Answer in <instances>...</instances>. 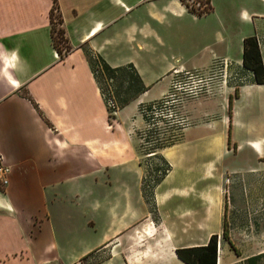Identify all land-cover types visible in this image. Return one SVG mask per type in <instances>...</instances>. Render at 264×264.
Returning <instances> with one entry per match:
<instances>
[{"label":"crops","instance_id":"0c3cea01","mask_svg":"<svg viewBox=\"0 0 264 264\" xmlns=\"http://www.w3.org/2000/svg\"><path fill=\"white\" fill-rule=\"evenodd\" d=\"M55 3L61 57L52 0H0V264H184L174 250L228 217L224 170H245L246 200L264 205V83L241 64L253 36L264 70V0H208L199 17L179 0ZM86 52L134 76L113 114ZM215 60L225 86L179 105L189 126L156 151L166 169L152 182L139 108L166 93L171 70L205 75Z\"/></svg>","mask_w":264,"mask_h":264},{"label":"rangeland","instance_id":"374dc122","mask_svg":"<svg viewBox=\"0 0 264 264\" xmlns=\"http://www.w3.org/2000/svg\"><path fill=\"white\" fill-rule=\"evenodd\" d=\"M187 6L195 11H201L207 7L206 0H183ZM52 27L54 32L60 28L57 11H52ZM56 36V35H55ZM63 38V35H61ZM57 45L63 51L65 44L58 36L55 37ZM87 59L95 75V80L103 99L112 98L115 106L129 97V87L133 86L134 76L131 71L123 68L121 72L114 74L105 68V65L97 58L86 52ZM129 90V91H128ZM142 108V107H141ZM140 110V108H139ZM154 165L146 166V178L150 176L152 182L158 180L165 172L166 165L157 157L153 158ZM245 170H224L221 173L222 192L224 194L225 228L228 240L231 244L220 238L221 231L217 234L216 250H224L222 264H264V205L261 198L255 200L252 207L245 197ZM235 188V198L229 203V190ZM260 187V186H258ZM3 186L0 185V190ZM260 191V190H259ZM222 221V222H223Z\"/></svg>","mask_w":264,"mask_h":264},{"label":"built area","instance_id":"2783aa9c","mask_svg":"<svg viewBox=\"0 0 264 264\" xmlns=\"http://www.w3.org/2000/svg\"><path fill=\"white\" fill-rule=\"evenodd\" d=\"M226 64L215 60L205 75L185 70H171L169 86L164 95L156 102L143 106L139 113L144 121V127L139 132L143 156L155 157L156 151L163 146L175 142L181 132L189 126L186 116L178 110L179 105L186 100L195 99L212 92L214 87L226 84ZM109 114H113L116 106L112 98L105 100ZM7 168L0 164V185L6 183Z\"/></svg>","mask_w":264,"mask_h":264},{"label":"trees","instance_id":"16d2710c","mask_svg":"<svg viewBox=\"0 0 264 264\" xmlns=\"http://www.w3.org/2000/svg\"><path fill=\"white\" fill-rule=\"evenodd\" d=\"M179 1L181 4L184 5V7L187 9L188 12L194 14L197 17L201 16L203 13H207L210 9L208 0H206L207 7L201 11H195L191 7L189 8L187 6V3H184L183 0H179ZM55 5H56L55 0H52V7L49 11L50 37L53 48L57 52L58 56L61 57L62 54L66 53L69 50V48L68 46H66V40L64 36L63 38H61L62 37L61 35H63L62 29L59 28V30H57V32L55 33L52 27L53 25L52 17H51L52 11L53 10L57 11ZM57 23L60 24L59 16ZM57 36L59 39H62L63 40L62 42L65 44V46L63 47V51L57 45V41L55 40V37ZM241 64L244 68L251 71L255 83L257 84L264 83V70L261 65L256 39L253 36L245 37L242 39ZM105 68L107 67L105 66ZM220 238L223 241L227 242L231 247V244L228 240L224 221L222 222ZM216 240H217V235L211 234L207 238L206 242L201 246L176 248L174 250L175 256L184 264H217L218 252L216 250Z\"/></svg>","mask_w":264,"mask_h":264},{"label":"bare ground","instance_id":"6f19581e","mask_svg":"<svg viewBox=\"0 0 264 264\" xmlns=\"http://www.w3.org/2000/svg\"><path fill=\"white\" fill-rule=\"evenodd\" d=\"M223 256H224V250H221L220 247L218 248V260L217 264L223 263Z\"/></svg>","mask_w":264,"mask_h":264},{"label":"water","instance_id":"95a60500","mask_svg":"<svg viewBox=\"0 0 264 264\" xmlns=\"http://www.w3.org/2000/svg\"><path fill=\"white\" fill-rule=\"evenodd\" d=\"M216 259H217V257H216Z\"/></svg>","mask_w":264,"mask_h":264}]
</instances>
